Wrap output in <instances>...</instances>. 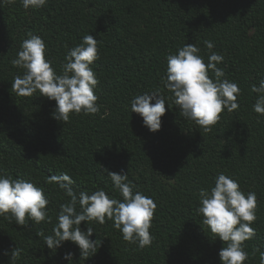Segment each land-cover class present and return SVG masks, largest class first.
Wrapping results in <instances>:
<instances>
[{
  "label": "trees",
  "instance_id": "trees-1",
  "mask_svg": "<svg viewBox=\"0 0 264 264\" xmlns=\"http://www.w3.org/2000/svg\"><path fill=\"white\" fill-rule=\"evenodd\" d=\"M28 33L45 41L46 58L58 74L67 52L83 36L97 39L99 58L91 67L99 81L94 89L98 113H72L68 122L58 121L52 115L54 100L39 91L19 96L12 90L14 77L25 71L12 60ZM206 40L214 43L212 50ZM186 43L200 49L205 63L211 51L221 54L217 67L224 70L223 78L241 90L239 108L225 110L210 132L182 117L165 87L166 57ZM209 76L215 79L214 72ZM262 79L264 0H48L43 8L27 10L16 0L0 7V175L42 187L50 218L21 226L6 218L10 214L0 216V264H11L16 246L21 254L14 264H69L62 258L69 251L72 264H222L219 252L226 244L196 211L200 189L210 190L219 173L239 181L245 194L256 193L251 224L256 232L243 242L248 253L244 264H260L264 116L253 111L259 94L251 88ZM155 90L168 104L160 130L151 132L139 114L131 113L130 101ZM104 169L127 172L134 191L156 203L151 245L141 249L125 241L111 220L91 221L90 239L100 241L94 255L81 257L70 241L53 253L37 233L52 234L59 206L70 197L49 177L67 173L77 194L103 189L122 200ZM80 227L86 231L89 224L82 221Z\"/></svg>",
  "mask_w": 264,
  "mask_h": 264
},
{
  "label": "clouds",
  "instance_id": "clouds-1",
  "mask_svg": "<svg viewBox=\"0 0 264 264\" xmlns=\"http://www.w3.org/2000/svg\"><path fill=\"white\" fill-rule=\"evenodd\" d=\"M16 0H0V7L14 4ZM48 0H20L24 9H40ZM207 49L212 50L214 43L204 41ZM98 41L91 34L83 36L82 42L69 50L58 74L52 67V61L46 58V43L41 36L28 33L22 41L17 58L12 60L15 67L23 68V75H16L12 81V90L19 96H32L39 91L40 96L56 102L53 118L68 122L70 114H96L100 111L98 96L94 89L99 81L91 65L99 58ZM224 57L211 51L205 63L200 49L195 44H185L175 54L166 57L167 68L165 87L173 93V102L180 109V115L194 121L210 132L227 110L233 112L239 108L238 96L241 92L237 83L226 78L224 70L217 67ZM209 72H214L215 79ZM252 92L258 93L253 104V111L264 116V79L259 85H252ZM154 101V103H152ZM167 103L159 90L145 92L134 96L130 101L131 113L143 118V124L151 132L161 128V117L165 114ZM168 104V103H167ZM119 191L122 200L111 198L103 189L90 194L73 190L75 183L67 173L49 177V183H56L70 197L61 204L57 223L52 234L45 236L43 231L37 233L43 237V245L53 253L64 242L70 241L80 249L81 257L88 258L97 252L100 241H93L91 221L99 224L106 220L113 221L125 241L137 244L141 249L151 245L154 237L150 233L151 222L156 210L154 200L139 191L128 180L127 172L115 173L104 169ZM44 189L23 178L13 179L0 175V216L15 220L17 225L27 226L31 220L34 224L50 222ZM79 205V211L77 210ZM257 196L255 192L246 194L241 190L239 181L219 173L214 186L200 189L199 206L196 211L203 217L202 223L209 231L225 242L219 252L222 264H244L248 253L243 242L254 237L256 230L251 224L256 220ZM88 222L89 227L83 231L81 222ZM259 251V249H257ZM7 255V253H5ZM21 249L17 246L11 251V264L20 257ZM74 253H64L63 259L72 264ZM260 264H264V252H260Z\"/></svg>",
  "mask_w": 264,
  "mask_h": 264
},
{
  "label": "rangeland",
  "instance_id": "rangeland-1",
  "mask_svg": "<svg viewBox=\"0 0 264 264\" xmlns=\"http://www.w3.org/2000/svg\"><path fill=\"white\" fill-rule=\"evenodd\" d=\"M169 182H172V181H169Z\"/></svg>",
  "mask_w": 264,
  "mask_h": 264
}]
</instances>
